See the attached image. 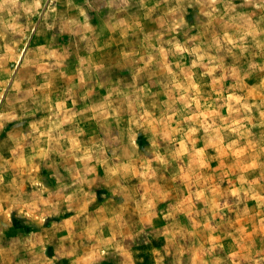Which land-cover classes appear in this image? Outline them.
<instances>
[{"label":"rangeland","instance_id":"1","mask_svg":"<svg viewBox=\"0 0 264 264\" xmlns=\"http://www.w3.org/2000/svg\"><path fill=\"white\" fill-rule=\"evenodd\" d=\"M0 264H264V0H0Z\"/></svg>","mask_w":264,"mask_h":264}]
</instances>
